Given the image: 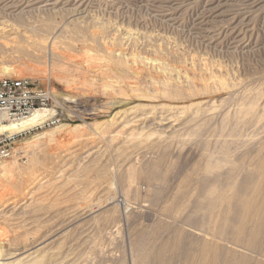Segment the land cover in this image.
<instances>
[{
  "label": "rangeland",
  "instance_id": "rangeland-1",
  "mask_svg": "<svg viewBox=\"0 0 264 264\" xmlns=\"http://www.w3.org/2000/svg\"><path fill=\"white\" fill-rule=\"evenodd\" d=\"M4 65L71 132L16 142L36 181L1 191L0 264H264V0H0Z\"/></svg>",
  "mask_w": 264,
  "mask_h": 264
},
{
  "label": "bare ground",
  "instance_id": "bare-ground-1",
  "mask_svg": "<svg viewBox=\"0 0 264 264\" xmlns=\"http://www.w3.org/2000/svg\"><path fill=\"white\" fill-rule=\"evenodd\" d=\"M5 32L6 31L3 32V30H2L1 35L3 36V34H5ZM4 38H6V37L4 36ZM5 46H7V45H5ZM10 50H11L12 57L18 58L17 56L13 55L16 53V51L14 49L13 50L10 49ZM14 60H16V59H14ZM128 69L129 68H127V70ZM92 70H93V68H92ZM22 71L27 76H32V75L33 76L34 75L39 76V75L43 74V71L41 69H38V68L32 67V66H28V65L27 66L23 65L20 72H22ZM12 73H13V68L10 66L4 65L0 68V76H5V75L8 76ZM47 112H49V111L38 110V111L34 112L32 114V116H30L29 118L25 119L24 121H22L20 123H8V124L0 123V134L6 133V132H8L10 134H15V133H19L22 131H26V130L34 127V126L40 125L45 120ZM68 127H69V125H68ZM73 131H74V129H73ZM69 132H71V131L70 130L67 131V125H58V126H56V129L53 132L42 133V134L37 135V136L31 138L30 140L26 141V143L23 144L24 145L23 147L26 149H32V148H36V147L39 148V145L42 142H54V141H56V138L61 137L62 134L64 135V134L69 133ZM46 144H48L49 146L51 145L50 143H46ZM52 144H54V143H52ZM49 148H51V147H49ZM4 162H2L0 164V207H2L5 203V202L1 201L2 196H3L1 191L5 188V186L9 185V186L13 187V189H14V192L12 193V199L13 200L10 203V204H13L21 198L23 191L25 189L29 190V188H31L33 186L34 182L36 181V177H33V178L29 177V173H27L28 175H25L24 177H23V175L16 174L14 172L13 166L8 164L7 161L5 163ZM237 173H239V171H237L235 167H232L231 173H230V178H231L230 184L235 186V187H234V190L231 191L229 198L224 203L225 204L224 210L227 212V215L224 218H222V221L220 223L221 225L219 224L220 227L217 229V231H219L218 232L219 234L225 233L226 235H230L231 231H230V228L228 227V225L230 223H232L231 219L237 217L240 213L241 214H248L250 211L249 203L247 204V206H245L244 200L242 198H243V195H245L247 193V191L249 190V188L251 187V177H249V173H247L244 181L239 182L235 179V176ZM221 181H223V180H221ZM221 181H219V182H221ZM21 185L23 186V189H20ZM223 198H224V196L222 197V199ZM250 205H251V203H250ZM259 207H260L259 208L260 212L263 213L264 212L263 211L264 210L263 202H261L259 204ZM229 217H231L230 220H229ZM226 227H228V228H226ZM244 250H245V248H244ZM246 252H248V251H246ZM252 252H255V251L252 250ZM240 259H241V257H240ZM248 259H250V258H247V260Z\"/></svg>",
  "mask_w": 264,
  "mask_h": 264
},
{
  "label": "built area",
  "instance_id": "built-area-1",
  "mask_svg": "<svg viewBox=\"0 0 264 264\" xmlns=\"http://www.w3.org/2000/svg\"><path fill=\"white\" fill-rule=\"evenodd\" d=\"M55 104L56 96L50 85L40 86L27 77L0 78V123H20L38 110L49 111L40 125L15 134H0V164L15 156L23 157L15 146L19 138L63 122V112Z\"/></svg>",
  "mask_w": 264,
  "mask_h": 264
}]
</instances>
